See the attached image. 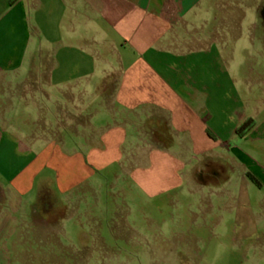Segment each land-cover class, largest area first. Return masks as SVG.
<instances>
[{"label":"crops","instance_id":"0c3cea01","mask_svg":"<svg viewBox=\"0 0 264 264\" xmlns=\"http://www.w3.org/2000/svg\"><path fill=\"white\" fill-rule=\"evenodd\" d=\"M9 1L0 0V176L8 186L6 199L0 201L22 218L19 239L5 244L18 248L24 264H89L91 253H84L93 243L105 250L108 242H128L131 237L115 209L108 211L115 220L105 221L107 214L88 208L85 201L92 195L72 192L74 180H65L62 189L59 178L56 182L36 175L46 164L41 160L45 150L53 158L51 151L69 154L83 145L92 153L98 149L102 158L105 152H121L130 136L148 138L135 143V153L152 154L168 146L166 142H178L184 151L223 153L224 161H230L228 182L236 175L248 187L253 183L264 188V163L246 151H264V117L245 109L229 112L215 93L208 92L206 82L197 75L190 77L201 66L203 53L217 61L212 48L220 41V25L232 30L242 24H264V0H16L11 5ZM56 8L67 11L61 20L65 31L57 27L48 67L38 63V58L44 61L45 51L35 40L29 14L34 10L36 17H48ZM34 29L42 32L38 24ZM258 30L251 39L264 40ZM14 104L40 116L50 114L49 135L56 139L42 141L41 151L30 141L22 142L19 130L2 123ZM44 104L50 108L44 109ZM207 105L216 106L232 122L227 140L221 141L213 130V138L208 135ZM248 118L255 124L239 136L236 129ZM205 134L214 144L200 147ZM28 136L31 142L41 139L36 132ZM240 140L244 149L237 145ZM132 179L136 180L135 173ZM51 182L59 192L49 191ZM35 188L37 196L26 213L20 209L24 194ZM2 217L12 220L13 214ZM176 259L177 264L189 261Z\"/></svg>","mask_w":264,"mask_h":264},{"label":"rangeland","instance_id":"374dc122","mask_svg":"<svg viewBox=\"0 0 264 264\" xmlns=\"http://www.w3.org/2000/svg\"><path fill=\"white\" fill-rule=\"evenodd\" d=\"M52 12V16L42 18L36 17L34 10L29 14L34 39L45 51L44 61L41 59L40 62L38 58V63L48 67L53 41L63 28L61 20L67 11L56 8ZM36 24L42 27V32L34 29ZM218 29L220 41L212 48V57L217 54V61H211V55L203 53L201 66L190 77L197 75L206 82L208 92L215 93L217 101L229 112L245 109L250 115L264 117V40L251 39L250 36L256 29L264 33V24H242L236 28L232 26V30L230 26L220 25ZM227 29L230 35L224 37L222 34L228 33ZM49 108V104H44V109ZM207 108L208 135L212 137L213 130L221 141L227 140L232 122L226 115L218 113L216 106L207 105ZM38 115L14 104L9 107L6 121L2 123L11 131L19 130L23 134L22 142L30 141L33 149L41 151L44 148L42 141L56 138L49 135L51 115ZM33 132L41 139L35 138L37 140L31 142L29 136L25 138ZM212 138L206 135L200 141L197 139L201 142L198 145H212ZM140 139L141 143L148 141L146 137ZM124 140L121 152H105L100 155L102 158H98V149L92 153V148L83 145L75 147L77 153L61 151L53 154L51 151L53 158L45 150L41 160L49 164L36 173L56 182L59 178L57 184L62 185L61 188L65 180H74L77 185L72 192L96 196V199L87 196L85 204L88 208L107 214L105 221L115 220L108 213L115 209L124 218V225L129 226L126 230L131 236L128 242L110 241L105 250L93 243L84 253L85 256L91 253L89 264H168L167 260L177 264L178 257H188L189 261L182 260L181 264H264V246L261 245L264 241V188L253 183L248 187L240 183L236 175L228 182L230 161H224L223 153L220 156L211 151L205 154L184 151L178 142L172 145L166 142L168 146L160 147L152 154L135 153V143L140 144L138 137L130 136ZM73 141L79 143L81 140L73 138ZM238 142L237 145L244 149L242 141ZM247 149L255 159L264 163V151L254 153ZM148 157L150 163L146 164ZM60 164L63 165L61 171L55 169ZM57 184H49V191L59 192ZM7 188L0 176V199H6ZM37 193L38 188L25 193L20 209L29 213ZM3 201H0V264H24L18 258V248H8L5 244L19 239L22 218L17 219L18 214L11 212L9 204L5 205ZM4 214H13L12 220L2 217ZM111 227L113 231L114 226ZM111 234L114 237L115 233ZM37 264L52 263L43 261Z\"/></svg>","mask_w":264,"mask_h":264},{"label":"trees","instance_id":"16d2710c","mask_svg":"<svg viewBox=\"0 0 264 264\" xmlns=\"http://www.w3.org/2000/svg\"><path fill=\"white\" fill-rule=\"evenodd\" d=\"M16 0H10L9 3L10 5L13 4ZM255 124V120L253 118H248L246 119L241 125H239L236 129V133L239 136L245 135ZM209 134V133H208ZM210 135V134H209ZM250 179L255 182L256 184H259L258 181L251 175L248 174Z\"/></svg>","mask_w":264,"mask_h":264}]
</instances>
